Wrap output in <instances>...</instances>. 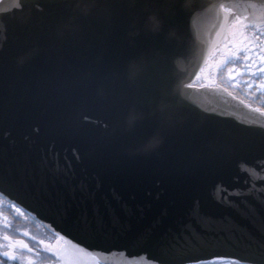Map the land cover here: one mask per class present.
<instances>
[{"label": "water", "instance_id": "95a60500", "mask_svg": "<svg viewBox=\"0 0 264 264\" xmlns=\"http://www.w3.org/2000/svg\"><path fill=\"white\" fill-rule=\"evenodd\" d=\"M220 4L0 0V195L100 264H264V117L188 86Z\"/></svg>", "mask_w": 264, "mask_h": 264}, {"label": "snow or ice", "instance_id": "6c2138e0", "mask_svg": "<svg viewBox=\"0 0 264 264\" xmlns=\"http://www.w3.org/2000/svg\"><path fill=\"white\" fill-rule=\"evenodd\" d=\"M190 2L180 5L191 8ZM251 6L256 14L247 10L239 12L220 4L225 13L213 34L212 44L206 51L203 61L192 77L196 81L188 86L208 87L235 96L243 90L249 97L259 94L264 102V0L257 5L250 0L245 9ZM244 102V101H242ZM246 106L264 117V107L247 103ZM15 207V206H13ZM17 211H19L17 209ZM4 220L0 217V222ZM0 226H3L0 223ZM22 231V230H21ZM24 235H27L25 232ZM35 240V237L31 238ZM51 254L54 259H45ZM89 257V260H85ZM100 264L93 254L86 252L79 244L56 234V243L40 240L36 248L30 247L24 239L14 238L7 232H0V264ZM186 264H245L231 256L214 255L204 261H186Z\"/></svg>", "mask_w": 264, "mask_h": 264}, {"label": "flooded vegetation", "instance_id": "af4514ba", "mask_svg": "<svg viewBox=\"0 0 264 264\" xmlns=\"http://www.w3.org/2000/svg\"><path fill=\"white\" fill-rule=\"evenodd\" d=\"M194 83H196V81ZM234 95L239 96L240 99L246 103L253 104L254 107H264V102L261 101L258 93L249 97L241 89L237 90ZM17 209L19 211H17ZM0 217L4 218V220L0 222L3 225L0 226V232H7L8 235L13 236L14 238L24 239L27 243H29L30 247L36 248L40 240L50 244L56 243V237L53 234L46 231L35 219L21 210L18 206L7 201L1 196ZM25 232L27 235H24ZM41 234L46 235L48 239L44 236L41 237ZM32 237H35L36 239L32 240Z\"/></svg>", "mask_w": 264, "mask_h": 264}, {"label": "rangeland", "instance_id": "374dc122", "mask_svg": "<svg viewBox=\"0 0 264 264\" xmlns=\"http://www.w3.org/2000/svg\"><path fill=\"white\" fill-rule=\"evenodd\" d=\"M42 236L47 237V236L44 235V234H41V237H42ZM47 239H48V237H47ZM45 259H54V258L51 257V254H47V255L45 256Z\"/></svg>", "mask_w": 264, "mask_h": 264}, {"label": "bare ground", "instance_id": "6f19581e", "mask_svg": "<svg viewBox=\"0 0 264 264\" xmlns=\"http://www.w3.org/2000/svg\"><path fill=\"white\" fill-rule=\"evenodd\" d=\"M162 32H164V30H163ZM165 35H166V34H165ZM170 36H172V35L170 34ZM166 37H167V35H166Z\"/></svg>", "mask_w": 264, "mask_h": 264}, {"label": "trees", "instance_id": "16d2710c", "mask_svg": "<svg viewBox=\"0 0 264 264\" xmlns=\"http://www.w3.org/2000/svg\"><path fill=\"white\" fill-rule=\"evenodd\" d=\"M5 264H6V262H5Z\"/></svg>", "mask_w": 264, "mask_h": 264}]
</instances>
